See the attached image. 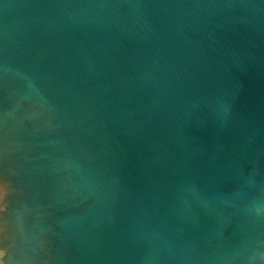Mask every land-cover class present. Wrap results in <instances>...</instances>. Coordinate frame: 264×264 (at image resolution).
<instances>
[{
	"label": "water",
	"instance_id": "1",
	"mask_svg": "<svg viewBox=\"0 0 264 264\" xmlns=\"http://www.w3.org/2000/svg\"><path fill=\"white\" fill-rule=\"evenodd\" d=\"M2 264H264V0H0Z\"/></svg>",
	"mask_w": 264,
	"mask_h": 264
},
{
	"label": "clouds",
	"instance_id": "2",
	"mask_svg": "<svg viewBox=\"0 0 264 264\" xmlns=\"http://www.w3.org/2000/svg\"><path fill=\"white\" fill-rule=\"evenodd\" d=\"M0 264H2V261H0Z\"/></svg>",
	"mask_w": 264,
	"mask_h": 264
}]
</instances>
